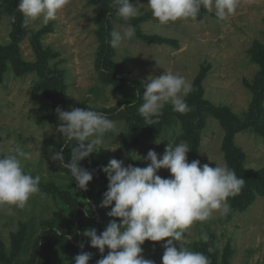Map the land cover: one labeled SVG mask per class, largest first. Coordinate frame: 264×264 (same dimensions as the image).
Masks as SVG:
<instances>
[{"label":"rangeland","instance_id":"rangeland-1","mask_svg":"<svg viewBox=\"0 0 264 264\" xmlns=\"http://www.w3.org/2000/svg\"><path fill=\"white\" fill-rule=\"evenodd\" d=\"M130 3L139 14L129 21L116 15L113 0H69L46 25L25 24L23 16L15 25L9 15H0V48H15L23 62L36 66L22 76L8 63L0 84V153L10 154L16 145L41 153L26 164V171L41 177L40 193L13 215L0 212V264H75L80 250L96 264L110 249L102 254L83 233L95 229L99 235L116 219L101 206L109 184L103 167L116 159L144 168L150 150L162 157L169 143L181 142L189 148V163L199 160L213 168L226 163L245 180L229 199L230 213L197 222L192 235L185 234V246L208 245L217 264H264V195L253 181L264 177V0H241L237 14L223 21L202 8L195 21L169 25L152 18L148 0ZM129 26L134 36L111 48V32ZM166 70L192 84L187 97L192 110L179 114L168 104L150 126L138 112L143 84ZM121 105L127 107L120 111ZM57 108L95 110L116 126L105 134L104 148L81 162L93 175L87 190L52 159L60 150L69 160L76 144L57 131ZM32 119L34 127L26 128ZM230 137L236 154L227 144ZM157 175L171 177L167 169ZM201 233H207V242L198 238ZM166 243L146 241L143 257L162 264ZM173 243L177 250L182 246Z\"/></svg>","mask_w":264,"mask_h":264},{"label":"clouds","instance_id":"clouds-1","mask_svg":"<svg viewBox=\"0 0 264 264\" xmlns=\"http://www.w3.org/2000/svg\"><path fill=\"white\" fill-rule=\"evenodd\" d=\"M3 3L4 0H0V4ZM68 4L69 0H19L17 11L24 17L25 24L39 20L46 25L55 21ZM113 4L116 15L124 21L139 14V7L133 6L130 0H113ZM240 4L241 0H148L147 8L160 25H169L195 21L202 8L209 12L214 10L218 20L223 21L237 14ZM134 33L131 26L123 32L113 30L107 42L111 48L119 49L122 41L131 39ZM143 87V103L138 112L147 125L157 124L168 104L179 114L192 110L187 97L193 86L179 73L166 70L159 77L150 76ZM126 107L121 105L119 109L123 111ZM56 112L59 118L57 131L64 140L76 141V144L71 148L69 160L65 161L60 150L52 159L70 172L79 189L87 190L93 175L81 167V162L104 148L101 145L105 134L115 131L116 126L95 110L57 108ZM34 122V119L25 121V127H34ZM156 143L161 142L157 140ZM188 152L184 142L169 143L162 157L155 151L148 152L146 160L150 163L147 167H125L116 159L103 167L109 184L101 206L110 208L108 215L116 219L111 220L99 235L95 229L83 233L90 238L91 246L102 254L106 248L110 249L96 264H154L142 255L141 246L145 241H167L162 264H211L204 252L185 246V234L191 236L190 230L197 222H206L216 213L227 216L231 211L229 199L241 192L245 180L226 163L217 164L215 168L209 164L201 165L199 160L189 163ZM9 153H0V212L13 215L16 210L25 209L30 199L40 193L41 177L26 171V164L41 153L31 148L24 150L19 145L9 149ZM161 169L169 170L171 177L157 175ZM198 238L204 242L209 239L207 233H201ZM173 241L182 242L179 250ZM90 259L89 254L81 253L76 256L75 264H89Z\"/></svg>","mask_w":264,"mask_h":264},{"label":"trees","instance_id":"trees-1","mask_svg":"<svg viewBox=\"0 0 264 264\" xmlns=\"http://www.w3.org/2000/svg\"><path fill=\"white\" fill-rule=\"evenodd\" d=\"M19 4V0H4L3 4H0V15L7 14L12 18L13 24L17 25L22 20V14L17 11V7ZM16 34L22 33L21 28H16ZM17 36V35H16ZM15 48H12V51H10L9 48H0L1 54H0V84H2L4 75L6 70L8 69V65H12L13 68H16V73L18 75H26L29 72H33L36 69V66L33 64L30 65L28 63H25L21 60L20 56L18 55L17 51L13 50ZM3 51V52H2ZM9 63V64H8ZM36 65V64H35ZM51 122H53L52 119H50ZM262 126V125H260ZM228 146L232 153L236 154V148L232 142L231 137L228 139ZM254 185L262 195H264V177L263 176H257L253 179ZM99 206V202L97 201L95 208ZM146 242V241H145ZM150 242V241H147ZM208 249H211L208 245L201 243L200 245H195V251L204 252L205 255L209 257L211 260V264H217L216 260L212 258V255H214L213 251L209 252ZM80 252L84 253L80 250Z\"/></svg>","mask_w":264,"mask_h":264}]
</instances>
